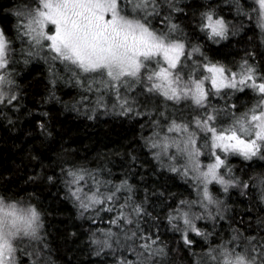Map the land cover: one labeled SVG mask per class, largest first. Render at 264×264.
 I'll use <instances>...</instances> for the list:
<instances>
[{"label":"snow or ice","instance_id":"snow-or-ice-1","mask_svg":"<svg viewBox=\"0 0 264 264\" xmlns=\"http://www.w3.org/2000/svg\"><path fill=\"white\" fill-rule=\"evenodd\" d=\"M253 15L256 47L250 38L235 59L209 54V44L239 35ZM35 60L47 65V99L63 103V82L78 89L73 110L89 119L146 118L140 149L161 175L190 186L187 195L163 186L140 195L129 174L141 166L136 147L126 146L129 170L119 178L61 148L58 175L41 164L28 181L63 185L58 195L90 222L93 256L264 264V0H16L0 15V117L9 124L23 110L20 71ZM36 126L53 136L49 121ZM11 183L0 177V264H56L51 213L36 192ZM232 192L247 198L242 214L228 203Z\"/></svg>","mask_w":264,"mask_h":264},{"label":"trees","instance_id":"trees-1","mask_svg":"<svg viewBox=\"0 0 264 264\" xmlns=\"http://www.w3.org/2000/svg\"><path fill=\"white\" fill-rule=\"evenodd\" d=\"M15 2L0 0V15ZM185 2L192 3L193 0ZM222 7L227 12V6ZM228 18L232 19L233 16L229 15ZM244 25L245 30L239 35L229 37L220 45L209 44V54L215 55L217 59H235L248 45L250 38L252 47H256L260 30L255 15L245 20ZM19 79L25 94L23 110L12 113L11 124L0 117V177L13 181L8 185L13 191L19 188L25 192H36V202L47 213H51L46 223L54 238L53 256L56 264H106L104 257L91 254L88 241L90 222L78 217L72 203L58 195L64 191L63 185L59 181L55 185L46 181H28L29 176L40 171L41 164L49 168L48 174L58 175V158L63 155L60 151L63 148L70 154L69 158L87 160L92 167L106 165L112 170L113 178H119L123 171L129 170L126 146H134L140 156L141 166L130 169L129 174L132 183L140 188V195H143L144 188L154 192L161 186L170 192L187 195L190 186L179 178H171L174 174L161 175L154 167L155 161L148 155L147 149H140V125L146 118L129 120L118 115L98 114L94 119H89L82 111L77 113L73 110L72 100L78 98V89L63 82L56 89L63 103L47 99L48 70L42 60H35L23 68ZM39 120L49 121L52 137H41L36 126ZM233 162L239 165L238 160ZM53 165L56 167L53 168ZM251 169L259 171L260 164H252ZM230 195L228 203L234 206V212L242 214L246 211L247 198L238 196L236 192ZM73 231L75 236L71 235Z\"/></svg>","mask_w":264,"mask_h":264}]
</instances>
